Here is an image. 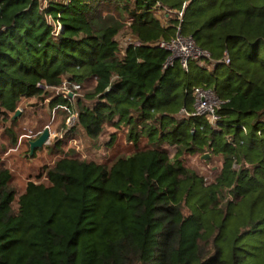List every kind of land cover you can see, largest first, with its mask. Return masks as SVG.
<instances>
[{"label": "trees", "instance_id": "1", "mask_svg": "<svg viewBox=\"0 0 264 264\" xmlns=\"http://www.w3.org/2000/svg\"><path fill=\"white\" fill-rule=\"evenodd\" d=\"M179 23L210 59L163 70ZM122 31L141 45L121 54ZM64 78L88 137L145 142L108 162L69 148L19 194L1 166L0 264H264V0H0V122ZM195 87L221 101L215 127L180 115ZM207 150L209 182L185 163Z\"/></svg>", "mask_w": 264, "mask_h": 264}, {"label": "rangeland", "instance_id": "2", "mask_svg": "<svg viewBox=\"0 0 264 264\" xmlns=\"http://www.w3.org/2000/svg\"><path fill=\"white\" fill-rule=\"evenodd\" d=\"M126 33L129 32L122 31L118 35L119 42ZM81 93L79 90L78 95L81 96ZM44 95L48 99L40 100L37 97L20 99L17 109H20L21 112L16 118L15 125L12 126L8 119L0 122V167L4 166L11 170L12 185L17 194L24 191L28 181L45 180L43 176L38 177L41 169L46 165H51L56 158L62 156L63 151L69 148L75 149L81 157L96 162H108L118 154L131 153L145 142V139H141L140 142L134 144L127 140L125 129L111 126L107 127L98 139H92L86 135L81 125L76 123L74 141L64 145L62 151L51 152L47 148L51 144L49 140L42 148L36 149L30 155L28 141L38 137L46 126L51 130L59 131L64 116L57 111L54 113L53 106L49 105V97H54L56 92L50 88L46 90ZM73 106L76 107V101L73 102ZM8 128L11 129L13 137L7 131ZM30 133H32L31 138L26 137ZM13 138L15 142H12ZM165 146L169 152H174L172 146L167 144ZM203 155H207V157L204 158ZM185 163L209 182L221 168L222 156L208 150L204 153L196 152L187 154Z\"/></svg>", "mask_w": 264, "mask_h": 264}, {"label": "built area", "instance_id": "3", "mask_svg": "<svg viewBox=\"0 0 264 264\" xmlns=\"http://www.w3.org/2000/svg\"><path fill=\"white\" fill-rule=\"evenodd\" d=\"M183 11L178 12V19L181 22ZM129 23V22H128ZM141 45V42L136 39L130 33H126L124 38L120 41L119 48L120 53L124 54L128 48H137ZM156 46L167 52V57L162 65V69H168L173 67L177 62L184 69L188 70V63L191 60H204L210 59V54L198 47L196 42L191 36H184L180 31V23L178 24L176 33L169 39H162L156 43ZM224 62L228 63V57H224ZM37 88L46 92L47 89H53L56 92V97L62 99V102H58L53 106V112L61 111L65 114L64 127L60 131L51 130L49 128L51 141L52 138L59 137L60 139L68 138V142L74 141V127L78 120V111L73 106V102L78 96L80 85L76 82L69 80H62L58 86H50L42 82L37 83ZM193 96V109L186 111L181 109L180 115L184 116H205L209 124L213 127L216 126L218 115L216 113L217 108L221 104L216 92L211 88L195 87L192 92ZM48 99V98H46ZM30 135L26 137L31 138ZM48 140V142H49Z\"/></svg>", "mask_w": 264, "mask_h": 264}, {"label": "water", "instance_id": "4", "mask_svg": "<svg viewBox=\"0 0 264 264\" xmlns=\"http://www.w3.org/2000/svg\"><path fill=\"white\" fill-rule=\"evenodd\" d=\"M20 109H16V112L12 115L11 120L16 119L20 115ZM50 137L49 127H45L43 131L39 134L38 137H36L33 140H29V154L32 155L36 149L42 148L43 145H45ZM204 158L207 157V155H203Z\"/></svg>", "mask_w": 264, "mask_h": 264}]
</instances>
